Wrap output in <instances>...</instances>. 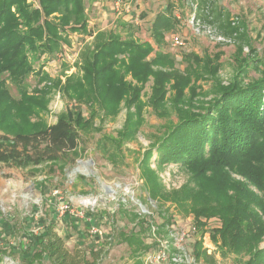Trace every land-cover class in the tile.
I'll list each match as a JSON object with an SVG mask.
<instances>
[{"label": "rangeland", "instance_id": "1", "mask_svg": "<svg viewBox=\"0 0 264 264\" xmlns=\"http://www.w3.org/2000/svg\"><path fill=\"white\" fill-rule=\"evenodd\" d=\"M94 1L83 0L84 30H75L71 28L72 24L64 26L58 32L61 41L56 50H43V53L39 50L27 51L26 61L31 70L22 80L15 82L7 72L0 74L13 102L24 100L31 106L37 97L46 93L43 111L32 115L31 123L39 121L43 126L51 125L60 115L70 112H81L86 118L93 115L91 128L79 130L80 144L77 157L72 162L25 169L0 163V223H3L0 230H8L6 224L12 227L13 234L7 231L11 234L8 237L10 243L25 246L30 234H37L43 226L51 223L66 249L72 253L84 252L87 261L95 264H136V257H131L127 245L120 242L117 235L120 230H138L121 213L127 211L141 219L148 217L143 237L149 247L167 239L170 254H176L175 242L168 238L170 229L194 227L196 234L191 256L194 258L195 250H200L199 264H242L248 256L231 252L222 242L220 230L223 223L219 214L195 216L190 211L183 212L170 201L158 205L151 200L146 192L141 161L146 150L152 149L166 130L178 122L177 107L186 113L208 107L219 98L221 89L230 86L235 79L242 80L245 68L248 69L245 74L248 79L243 85L264 78V0H205V6L201 4L203 10L198 6L200 0H159L164 4L161 13H165V6L170 4V13L178 20L172 30L164 33L162 44L163 53L171 59L168 68H165L170 78L164 86V103L156 108L150 100L153 97L152 77L141 84V122L132 140L118 136V132L125 127L127 117L124 103H121L115 117L108 118L99 107L90 110L61 89L67 77L82 74L83 56L94 48V38L90 37L99 31L92 24L97 21V15H101L96 11L98 1ZM25 4L29 11L40 10L41 7L39 0H25ZM122 4L133 6L134 2L122 0ZM57 14L54 17H58ZM54 22L58 23V20ZM182 24L190 30V37H183L177 31ZM19 30L26 33L28 27L21 26ZM113 32L125 37L119 28ZM128 33L138 42L134 38L136 32ZM173 35L183 38L185 47L173 48L170 42ZM153 57L150 54L149 60ZM126 79L132 81L128 76ZM46 87L50 88L47 90ZM156 156L153 153L148 167L161 185L163 195L181 193L182 189L187 191L194 186L187 169L173 163L157 167L153 163ZM227 172L232 181L248 185L250 190L264 198V194L247 181V176ZM83 199L90 203L95 201V204L84 207L80 204ZM63 203H68L74 213L83 210L85 217L63 213L60 210ZM91 226L101 231L99 242H96L97 238H92L97 235L89 234ZM0 237L5 239L3 234ZM190 246V242L186 244L187 249ZM259 248H264V238ZM93 253L97 255V261H92ZM0 264L23 263L17 255L7 258L0 254ZM42 264L48 262L43 260Z\"/></svg>", "mask_w": 264, "mask_h": 264}, {"label": "trees", "instance_id": "2", "mask_svg": "<svg viewBox=\"0 0 264 264\" xmlns=\"http://www.w3.org/2000/svg\"><path fill=\"white\" fill-rule=\"evenodd\" d=\"M39 2L40 10L29 11L25 0H0V74L7 72L15 82L31 70L26 61L27 51H54L61 41L60 28L70 24L75 30L86 27L83 0ZM198 6L202 9V5ZM164 12H158L150 25V37L156 50L149 42L131 38L128 32H133L132 28H125L124 38L113 31H99L94 36V48L83 56L82 74L67 77L62 88L60 86L68 97L90 110L99 107L108 118L115 117L124 103L127 107L125 127L118 132L124 140H132L141 122L139 92L148 77L153 79L151 105L156 108L164 103V86L170 78L165 68L171 59L163 53L162 44L164 33L172 30L178 21L170 13V4ZM55 14L59 18L54 17ZM56 19L58 23L54 22ZM21 26L28 27V31L21 32ZM150 54L154 57L149 60ZM247 70H242V80L235 79L230 86L221 89L219 98L208 107H198L190 113L177 107L178 122L166 130L152 149L146 150L141 166L151 200L158 205L170 201L195 216L219 214L223 223L220 230L223 244L237 255L248 256L242 264H264V248H259L264 238V198L248 185L232 181L227 172L247 176V181L264 194V78L243 85L248 79ZM127 76L135 83L127 80ZM2 82L0 79V163L25 169L72 162L80 144L79 130L91 128L93 115L86 118L81 112H70L60 115L51 125L43 126L39 121L31 123V116L43 111L46 93L37 97L31 106L24 100L13 102ZM153 153L157 155L153 161L157 167L173 163L187 169L194 186L187 191L182 189L181 193L163 195L161 185L148 167ZM121 213L138 227L137 231L117 233L120 242L125 243L130 255L137 259L149 249L143 237L148 217L141 219L127 211ZM6 227L8 230H0L5 238H0L3 257L17 255L23 264H42L43 260L48 264H95L85 259L84 252H69L51 223L37 234H30L25 246L10 243L8 237L14 231L7 224ZM91 256L92 261H97L95 253ZM201 256L202 252L196 249L195 260Z\"/></svg>", "mask_w": 264, "mask_h": 264}, {"label": "crops", "instance_id": "3", "mask_svg": "<svg viewBox=\"0 0 264 264\" xmlns=\"http://www.w3.org/2000/svg\"><path fill=\"white\" fill-rule=\"evenodd\" d=\"M97 1H98L96 3L97 5H95L97 8L96 11H99L98 13L101 15H97L98 16L97 21H94L92 25L98 28L97 29L98 31L106 30V29L108 30L113 29L114 31V29L119 28L121 33L122 34L125 33L124 35H126L127 31L125 30V28L126 27L132 28L133 32H136V37L133 36L134 38L138 39L139 42L151 43L153 48L156 50V46L153 44L150 37V25L154 16L158 12H162L164 10L163 2H160L159 0H134V1L131 0V3L134 2V4L133 6L127 4L129 6V13L128 14L125 13L126 5L121 3L119 6L120 14H117L115 13L114 5H113L114 0H97ZM200 1L201 3L199 4L204 5L205 0H200ZM94 2L91 3V6L92 4H94ZM118 17H120L119 20H117ZM177 31H179L183 37L185 36L190 37L191 35L190 30L185 26V24L178 26ZM93 38L94 36L90 37V39ZM101 234H102L101 231H99L97 237H92V238L94 239L97 238L96 242H99V239L101 238ZM90 235L94 236L92 234ZM192 242H193V238L190 241L191 246L189 247V249H187L190 255L192 254V249H193L192 247L194 246ZM158 246L159 245L149 247V249L144 252L145 254H143L141 258H137L136 261H140V264H152L147 262L146 258L154 254L158 250L159 248Z\"/></svg>", "mask_w": 264, "mask_h": 264}, {"label": "built area", "instance_id": "4", "mask_svg": "<svg viewBox=\"0 0 264 264\" xmlns=\"http://www.w3.org/2000/svg\"><path fill=\"white\" fill-rule=\"evenodd\" d=\"M116 4H114V9L115 12L117 14H120L119 11V5L122 3V0H115ZM125 10H126V14L129 13V6L126 5L125 6ZM191 22L193 21V18L190 20ZM190 24H193L191 23ZM171 41V46L173 48H183L185 47L186 43L184 41L183 38H181L180 36L177 35H173L170 39ZM56 193V192H55ZM80 204L84 207L87 206H93L95 204V201H92L91 203L89 201H86L85 199L80 201ZM60 210L64 213V212H68L70 214H73L76 217L79 218H84L85 217V212L79 211V212H73L72 209L70 208V206L68 205V203H63L60 206ZM170 234L168 236V238H171L174 242H175V250H176V254H170L168 248V240L167 239H163V242H160V244H158L159 248L158 250L152 254L150 257H147L146 260L149 263L152 264H167V263H173V264H199V262H197L188 252L186 244L190 242L191 238L194 237V235L196 234V230L194 227H186V229L183 228H179V229H174L171 228L170 229ZM89 233L96 236L99 231L97 229V227L95 226H91L89 228Z\"/></svg>", "mask_w": 264, "mask_h": 264}]
</instances>
